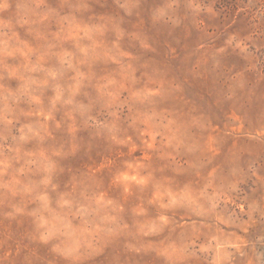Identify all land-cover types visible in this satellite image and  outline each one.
Masks as SVG:
<instances>
[{
	"label": "rangeland",
	"instance_id": "1",
	"mask_svg": "<svg viewBox=\"0 0 264 264\" xmlns=\"http://www.w3.org/2000/svg\"><path fill=\"white\" fill-rule=\"evenodd\" d=\"M0 264H264V0H0Z\"/></svg>",
	"mask_w": 264,
	"mask_h": 264
}]
</instances>
